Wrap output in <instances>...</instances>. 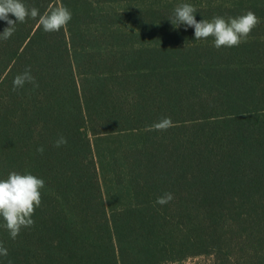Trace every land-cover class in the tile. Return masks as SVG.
Returning a JSON list of instances; mask_svg holds the SVG:
<instances>
[{
	"label": "trees",
	"instance_id": "16d2710c",
	"mask_svg": "<svg viewBox=\"0 0 264 264\" xmlns=\"http://www.w3.org/2000/svg\"><path fill=\"white\" fill-rule=\"evenodd\" d=\"M23 2L72 19L0 40V179L45 182L34 226L15 240L0 227V264H264V0ZM182 3L197 21L260 23L217 50L170 22ZM29 67L39 87L14 92ZM164 117L173 127L148 130Z\"/></svg>",
	"mask_w": 264,
	"mask_h": 264
},
{
	"label": "clouds",
	"instance_id": "9594fccd",
	"mask_svg": "<svg viewBox=\"0 0 264 264\" xmlns=\"http://www.w3.org/2000/svg\"><path fill=\"white\" fill-rule=\"evenodd\" d=\"M196 13L197 9L192 4L182 3L175 7L172 16L168 19L175 27L185 25V30L192 28L195 41L213 38V46L217 50L222 47H238L260 23L259 18L250 10L240 16L227 19L215 16L211 21L206 19L197 21ZM10 16L15 19H11ZM29 18L35 20L37 27H42L44 32L53 33L67 26L72 19V13L66 6L53 5L41 14L38 8L26 6L23 0H0V20L8 25L0 33V40L10 39L16 31V25L26 22ZM26 83H31L35 88L39 87L35 77L31 75L30 67L14 77L12 90L15 92ZM171 127H173L171 118L164 117L151 125L148 130L167 131ZM67 142L65 137L60 136L55 146L59 148ZM37 152L43 154L44 147H39ZM44 187V180L31 173L21 174L12 171L6 179H0V220L3 221L0 227L9 233L12 240L17 239L22 229L34 226L32 217L35 209L42 203L41 189ZM173 199V194L165 193L157 198L156 203L165 205ZM7 256L8 250L0 244V257Z\"/></svg>",
	"mask_w": 264,
	"mask_h": 264
},
{
	"label": "rangeland",
	"instance_id": "374dc122",
	"mask_svg": "<svg viewBox=\"0 0 264 264\" xmlns=\"http://www.w3.org/2000/svg\"><path fill=\"white\" fill-rule=\"evenodd\" d=\"M174 264H213L212 257H200V258H192L187 259L181 263H174Z\"/></svg>",
	"mask_w": 264,
	"mask_h": 264
}]
</instances>
